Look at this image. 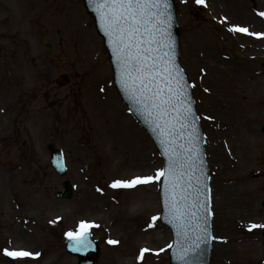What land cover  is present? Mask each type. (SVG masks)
<instances>
[{
    "label": "rangeland",
    "instance_id": "obj_1",
    "mask_svg": "<svg viewBox=\"0 0 264 264\" xmlns=\"http://www.w3.org/2000/svg\"><path fill=\"white\" fill-rule=\"evenodd\" d=\"M174 3L212 206L215 197L223 202L220 217L212 211L210 264H264V227L250 228L264 225V37L229 30L264 33V0ZM60 74L70 79L61 88ZM48 143L64 154L63 178L50 168ZM161 165L112 88L102 41L80 0H0V264H76L63 243L80 220L100 225L90 234L99 246L95 264H168L169 231L159 219L147 227L160 213L158 186L110 187ZM63 180L74 190L69 201L54 198ZM142 247L152 251L138 261ZM4 248L40 255L10 262Z\"/></svg>",
    "mask_w": 264,
    "mask_h": 264
},
{
    "label": "snow or ice",
    "instance_id": "obj_2",
    "mask_svg": "<svg viewBox=\"0 0 264 264\" xmlns=\"http://www.w3.org/2000/svg\"><path fill=\"white\" fill-rule=\"evenodd\" d=\"M94 5L101 30L111 47L119 72L120 86L127 97L157 134L164 162L152 175H134L113 179V189H136L158 186L164 214L180 237L175 253L181 264H188V253L199 245L202 234L214 239L209 232L211 210L210 186L200 145L199 116L194 111L184 70L175 58L171 27L172 14L168 0H90ZM197 5L205 0H195ZM258 15L264 17V12ZM256 37L246 27L233 25L229 29ZM208 91V89H205ZM211 119V117H209ZM100 189H98L99 191ZM159 216L153 215L148 228L155 227ZM100 225L92 221H78L75 230L65 233L73 241V250L87 251L92 246L91 230ZM264 227L251 225L250 228ZM195 237V240L193 239ZM117 244L116 240H108ZM168 248L173 245L169 244ZM6 256L26 262L39 256L24 248L2 249ZM152 249L142 247L137 256L143 261ZM159 251H163L160 249Z\"/></svg>",
    "mask_w": 264,
    "mask_h": 264
},
{
    "label": "water",
    "instance_id": "obj_3",
    "mask_svg": "<svg viewBox=\"0 0 264 264\" xmlns=\"http://www.w3.org/2000/svg\"><path fill=\"white\" fill-rule=\"evenodd\" d=\"M82 2H83V5H84L86 12L93 19L94 26H95V29H96L98 35L103 39L104 49L108 54V61L111 64V70L113 73V87L115 88L117 93L122 98L123 103L128 106L130 113L134 116V118L139 122L140 126L142 128H144L146 133L149 135V137L151 138V140L155 144V147L157 148L160 157L163 159V162H164V157L162 155V149H161V146L159 143V139H158L157 134L152 130V125L146 120L145 114L142 111L138 110L137 106L133 103V101H131L127 97L126 93L122 90V88L120 86L119 72H118L117 66L114 63L112 50H111L110 45L107 42L106 37L104 36V34L101 30L99 21L97 19V14L94 10V5L90 2V0H82ZM168 3H169V11L171 12L172 18H173L171 32H172V37L174 40L175 58H176V61L178 63L180 54H179L178 27H177L176 18H175V9L173 7V3L171 0H168ZM46 49L51 54H53L51 51L50 45H46ZM178 65H179V63H178ZM67 82H68V79L65 76H60L56 80V83L59 86H62L64 84H66ZM186 83H187V81H186ZM187 90L190 93V99L193 101L192 96H191L190 87ZM193 107H194V101H193ZM198 129H199V132L201 135L200 145H201V149H202V155H203V158L205 161V172H206L207 177H208L207 183L209 184L210 176H209V170H208L207 165H206V160H205L206 158H205V154H204L205 141H204V137L201 134L199 124H198ZM262 131L264 132V128L262 129ZM47 149L51 155V165H52L53 169L56 171V173L58 175L62 176L65 172L62 154L57 152L54 149L53 145H51V144L47 145ZM62 187H63V191L60 193H57L56 197L59 199L70 198L71 197L70 184L68 182H64L62 184ZM160 204H161V209H162L161 223L168 226V228L170 229L172 236H173V242H172L173 247L170 248V251H169V263L170 264H181V262L179 260H177L176 256H175V253L177 251V247L180 246L181 240H180V237H178L176 234L175 227L171 223H169L167 216L164 214V207H163V203H162L161 193H160ZM209 232L212 234L211 217H209ZM198 235H200L201 238H200V240L195 241V242L199 246L198 247L194 246L193 250L188 253V257H187L188 264H209L212 239L209 240L206 237H204L202 234H199V233H198ZM193 239L195 240V237H193ZM65 248L69 254L77 256L78 264H94V261L97 258V254H98V248H97L96 244L93 242H92V246L87 251L77 252V251L73 250V241H71L67 238ZM88 253H91V255L88 256L87 255Z\"/></svg>",
    "mask_w": 264,
    "mask_h": 264
},
{
    "label": "bare ground",
    "instance_id": "obj_4",
    "mask_svg": "<svg viewBox=\"0 0 264 264\" xmlns=\"http://www.w3.org/2000/svg\"><path fill=\"white\" fill-rule=\"evenodd\" d=\"M253 37H252V39L253 40H256L258 37H256V36H254V35H252ZM103 139H106V137H103ZM107 155H113V152H110L109 154H107ZM215 206H212V211L214 212V216L216 215V218H218V217H220V214H218V211H219V209L221 208V206H222V201H221V199L220 198H216L215 197ZM133 207H135V205H132ZM219 215V216H218ZM263 234V233H262ZM261 234V235H262ZM135 247V246H134ZM148 248H150V249H152L151 247H148ZM158 248H160L159 246H158ZM122 257H124V255H127V253H123V254H120ZM117 258V257H116ZM119 264H122V263H119ZM124 264V263H123ZM127 264V263H126Z\"/></svg>",
    "mask_w": 264,
    "mask_h": 264
}]
</instances>
